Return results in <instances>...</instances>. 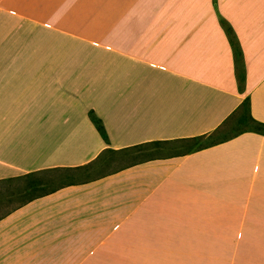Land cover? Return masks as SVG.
Masks as SVG:
<instances>
[{
    "label": "crops",
    "instance_id": "0c3cea01",
    "mask_svg": "<svg viewBox=\"0 0 264 264\" xmlns=\"http://www.w3.org/2000/svg\"><path fill=\"white\" fill-rule=\"evenodd\" d=\"M246 98L264 123V0H0V264H264V134L173 148Z\"/></svg>",
    "mask_w": 264,
    "mask_h": 264
},
{
    "label": "trees",
    "instance_id": "16d2710c",
    "mask_svg": "<svg viewBox=\"0 0 264 264\" xmlns=\"http://www.w3.org/2000/svg\"><path fill=\"white\" fill-rule=\"evenodd\" d=\"M221 25L224 28V30L228 36V40H229L230 45H231L232 50H233L236 79L238 82V88L241 90V89H243V84H244V65H243V59H242V52H241L239 43L236 40V37H235L231 27L224 20H221ZM237 113H240L239 117L235 121L236 122L235 129H237V130H235L234 132H232L230 134L223 135V136L218 138L217 134L231 120V118H233V116H236ZM89 117H90L92 123L94 124V126L96 127V129L98 130V132L100 133L101 137L105 141H107L108 138H107V134H106V131L104 129L102 121L93 113V111H89ZM239 126H242V128H239ZM247 130H252V131L264 134V123L255 120L250 115L248 98H246L242 101V103L240 104L238 109L228 118V120L224 121V123L222 124V127H220V129L215 130L211 134L200 135V136H197V137L190 139L191 141H195V142H199L200 140L205 139V141L203 143H197L195 145H192L191 147H194V148L207 147V146H210V145L215 144L217 142L226 140L227 138H230L234 135H237V134H239L243 131H247ZM93 165H94L93 162H91V163L84 165V166L75 167V168H64L63 170H66V171L88 170L90 167H93ZM17 179H19V178L8 179V180H17ZM2 181H7V180H2ZM31 181H32L31 184L28 185L31 189H30V191H28V193H25L24 195H22V198L20 199L21 202H25L26 200H28L27 198L31 194H33L35 196L36 195L39 196L41 194L51 192L58 187V185H51L49 182H46V181H43V180H40L37 178L32 179ZM29 187H26L25 190L27 191Z\"/></svg>",
    "mask_w": 264,
    "mask_h": 264
},
{
    "label": "rangeland",
    "instance_id": "374dc122",
    "mask_svg": "<svg viewBox=\"0 0 264 264\" xmlns=\"http://www.w3.org/2000/svg\"><path fill=\"white\" fill-rule=\"evenodd\" d=\"M240 113H237L236 116H233V118H231V120L222 128V130L217 134L218 138L223 136V135L230 134V133L234 132L235 130H237V129H235V125H236L235 121L239 117ZM239 128H242V126H239ZM204 141H205V139H202L199 142L188 141L185 143L184 142L176 143L173 145V148L176 150H186L187 148H191L192 145H195L197 143H203ZM144 148L146 149V147H144ZM138 149H140V148H138ZM169 152H172V151H169ZM152 153H154V151H150V150H148V151H131L128 153L127 156H126V153L121 154V155H114L112 153H107L106 155H104L105 158H103L101 161L97 162V164L95 166H93L92 168L90 167L88 170L59 171L57 173L53 172V173H50L49 175L46 176L47 179L42 178V177L37 178V179L47 181L51 185H56V183H58V182L53 181V180H56L57 179L56 177H59V175L60 176L62 175L67 180H73V179H77L79 177H82V178L88 177L89 178L91 176H95L97 174L118 168L119 166H122L124 164L129 163V162H132L136 159L144 158V157L148 156V154H152ZM17 190H19V189H17ZM6 191L7 190H4V192H6ZM10 192L14 193V190L10 189ZM1 194H5V193L2 192ZM14 194H22V193H14Z\"/></svg>",
    "mask_w": 264,
    "mask_h": 264
}]
</instances>
